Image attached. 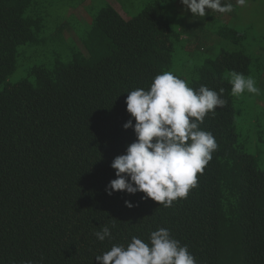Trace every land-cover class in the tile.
Returning a JSON list of instances; mask_svg holds the SVG:
<instances>
[{"label": "trees", "instance_id": "16d2710c", "mask_svg": "<svg viewBox=\"0 0 264 264\" xmlns=\"http://www.w3.org/2000/svg\"><path fill=\"white\" fill-rule=\"evenodd\" d=\"M51 1L0 0V264H99L95 257L113 245L127 246L133 236L148 242L161 227L187 245L197 264H264V167L248 150V137L241 138L229 83L233 70L250 76L256 60L264 69V8L249 25L260 38L257 53L249 52L247 30L220 24L214 32L235 49L221 48L186 80L175 65L176 43L186 34L200 37L213 10L205 17L186 10L191 15L176 27L165 0L149 1L131 18L106 2L77 32L80 47H71L68 61L57 53L52 66L34 64L8 83L22 47L46 54L61 38L45 35L41 6ZM258 1L225 0L233 17L251 2L264 7ZM163 71L194 89L223 88L228 102L200 125L218 149L187 198L168 208L142 199L143 192L106 191L116 178L114 158L137 139L123 127L129 119L135 124L128 92L147 90ZM106 225L112 239L101 242L94 233Z\"/></svg>", "mask_w": 264, "mask_h": 264}, {"label": "clouds", "instance_id": "9594fccd", "mask_svg": "<svg viewBox=\"0 0 264 264\" xmlns=\"http://www.w3.org/2000/svg\"><path fill=\"white\" fill-rule=\"evenodd\" d=\"M192 15L206 16V9L225 14L233 11V4L225 0H180ZM244 6L246 0H236ZM231 95L240 97L245 92L260 95L261 90L251 76L230 72ZM219 92L201 85L190 87L186 80L171 71L156 75L150 87L128 92L126 110L131 117L124 129L133 128L136 141L128 145L126 154L114 158L111 167L116 178L106 187L108 195L116 191L128 194L145 193L142 199L151 198L168 208L178 199L187 198L197 185V174L202 173L211 161L218 144L211 132L200 125L218 108L227 106ZM128 208L134 205L125 201ZM114 227V225H113ZM103 242L112 239L106 225L94 233ZM99 264H197L187 245H182L167 228L150 233L149 241L133 236L127 246L113 245L95 257ZM27 264H33L28 261Z\"/></svg>", "mask_w": 264, "mask_h": 264}, {"label": "rangeland", "instance_id": "374dc122", "mask_svg": "<svg viewBox=\"0 0 264 264\" xmlns=\"http://www.w3.org/2000/svg\"><path fill=\"white\" fill-rule=\"evenodd\" d=\"M149 1L151 0H53L46 3L47 6L46 4L41 6L46 18L45 35L48 39H51V35L60 36L61 38L47 47L46 54H41L35 48L22 47L20 49L22 56L19 57L18 68L10 76L8 83H16L25 78L27 69L34 64L52 66L54 63L53 57L57 53L68 61L71 47L74 45L80 47L78 37L91 24L92 14L98 12L106 2L118 7L124 18H131L139 14ZM261 1H263V4ZM258 2L264 6V0ZM78 5L81 6L77 7ZM165 5L176 27L191 15L180 3V0H165ZM259 8L264 7L261 5L259 7L257 2H251L248 6L239 9L235 14L236 17L231 16L229 13L221 14L213 11V15L206 21V29L203 34H200V37H189L186 34L176 43L175 65L178 67V71H184L186 80H188V74H191L195 67L201 65L206 58L214 57L221 48L226 46L228 50L235 49L232 44L218 38L214 32L220 24L224 23H230L247 30L249 52L257 53L260 38L257 37L256 29H254V32L253 28H249V25L254 24V16L259 15L258 13L254 15V11ZM60 25H66L62 32L57 31ZM76 27H78V31ZM77 32H79V35ZM261 44H264V41H261ZM258 61L254 62L253 73L250 76L256 81V86L260 88L261 93L260 95H254L245 92L237 97L239 103L238 126L241 138L246 139L248 137L249 139L246 141L248 150L258 155L264 167V79H262L264 69H262V66H258L261 63V61ZM258 117L261 118L260 125L256 124V118Z\"/></svg>", "mask_w": 264, "mask_h": 264}, {"label": "crops", "instance_id": "0c3cea01", "mask_svg": "<svg viewBox=\"0 0 264 264\" xmlns=\"http://www.w3.org/2000/svg\"><path fill=\"white\" fill-rule=\"evenodd\" d=\"M115 8L118 10V7L115 6ZM119 11V10H118ZM120 12V11H119ZM121 13V12H120Z\"/></svg>", "mask_w": 264, "mask_h": 264}]
</instances>
